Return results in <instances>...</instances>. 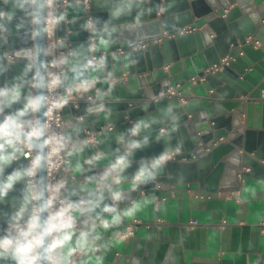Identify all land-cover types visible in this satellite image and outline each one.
<instances>
[{
  "label": "water",
  "instance_id": "1",
  "mask_svg": "<svg viewBox=\"0 0 264 264\" xmlns=\"http://www.w3.org/2000/svg\"><path fill=\"white\" fill-rule=\"evenodd\" d=\"M54 2L59 5L55 13L56 31L48 46L44 27L46 7H40L44 0H37L36 4L0 0V12L5 14L0 19L4 26L0 29V88L23 83L22 97L27 96L31 94L30 85L37 83V72L46 83V68L52 59L49 52L53 53L58 68L66 70L61 75L63 89L82 80L107 77L116 82L127 80L129 86L140 82L139 88L150 87L157 101L101 102L93 97V91H73L77 101L70 102L62 111L65 134L74 141L80 140L91 158L96 154L84 139L86 131L94 130L92 124L99 121L101 114L110 113L112 123L121 129L127 149L117 157L126 155L129 162L122 173V183L113 186L122 191L123 199L131 200L134 194L157 184L161 189H171L179 184L195 183L207 195L236 190L240 184L239 170L231 166L230 160L238 149L245 152L243 167L251 170L260 167L264 147L257 131L250 123L234 127L235 115L221 105L224 100L237 101L240 104L235 109L243 114L246 103L251 102L248 99L251 89L222 60L228 57L232 47L244 46L250 35L260 40L264 48V26L253 23L237 8L226 11L230 7L226 0H66V5L63 0ZM8 15L12 16L11 21ZM199 22L207 27L176 38L163 37L164 32L171 34ZM159 38L162 40L154 42ZM106 41L109 47L102 52L109 53L107 57L99 65L86 67L93 49ZM140 42L147 43L146 47L137 48ZM189 65L195 71L193 76ZM73 69L82 72L79 79ZM174 75L179 81L203 78L212 90L208 93L204 89L199 99L193 97L183 103L177 97L165 98ZM40 93L45 94V88H35V95ZM242 96L247 99L242 101ZM22 105L23 101L11 109L5 108L4 112L10 113ZM214 109L217 115L212 113ZM44 111L41 109L38 114L42 119H45ZM141 121L140 132L131 136L129 130ZM221 138L227 142H219ZM134 140L141 146L130 149ZM172 153L175 159L151 167L154 159ZM21 165H27L22 157L6 169V174ZM142 165L153 175L132 190V177ZM93 166L94 162L85 167ZM39 176H45V171ZM21 187L16 185L17 191L9 193L0 204V214L12 211L13 198L20 195ZM74 187H68L69 191ZM104 203L112 201L106 199ZM0 227H4L2 221Z\"/></svg>",
  "mask_w": 264,
  "mask_h": 264
},
{
  "label": "crops",
  "instance_id": "2",
  "mask_svg": "<svg viewBox=\"0 0 264 264\" xmlns=\"http://www.w3.org/2000/svg\"><path fill=\"white\" fill-rule=\"evenodd\" d=\"M226 1L230 4L226 11L237 8L253 23L264 26V0ZM192 27L205 28L207 24L199 22ZM247 39L257 40L252 35ZM108 47V41L97 45L92 56ZM228 57L234 58L228 65L239 73L243 81L248 82L251 89L248 99L251 102L246 103L243 114L235 109L240 104L237 101L224 100L221 105L235 115L234 127L250 123L264 147V48L262 45L255 48L253 44L246 43L244 46L232 47ZM189 70L191 76L195 75L191 65ZM164 71H167V67ZM198 79L197 83L179 81L174 75L169 89L177 88L186 99H199V93L204 89L208 93L212 89L203 78ZM74 85L78 86L79 83ZM88 85L87 91L77 92L93 91V97L101 102L155 99L150 87L139 88L140 82H133L129 86L127 80L116 82L107 77L88 81ZM68 88L63 89V95L76 102V94L69 92ZM240 99L244 101L247 98L242 96ZM212 113L217 115V110L214 109ZM110 124L114 130L105 129L99 143L93 147L98 159L92 168L85 167L88 164L86 161L91 159L88 151L84 146L79 151L80 140L71 139L77 151L71 155V162L65 171L68 177H74L68 187L83 183L87 177L98 176L122 150H127L121 129L112 123L109 112L101 114L99 121L93 123L92 127L97 130ZM219 142L227 141L221 138ZM244 153L238 149L234 159L230 160L231 166L243 174V180L238 175L240 184L236 190L207 195L195 183L179 184L171 189H161L160 184H157L154 188L134 194L131 200L119 201L117 207L121 213L133 203H139L141 208L107 230L98 227V250L74 255V264H264V232L260 227L264 222V160L259 161L258 169L251 170L242 165ZM77 164L82 167V171H75ZM105 216L110 219L107 214ZM134 219L141 222L134 236L119 239L118 233Z\"/></svg>",
  "mask_w": 264,
  "mask_h": 264
},
{
  "label": "clouds",
  "instance_id": "3",
  "mask_svg": "<svg viewBox=\"0 0 264 264\" xmlns=\"http://www.w3.org/2000/svg\"><path fill=\"white\" fill-rule=\"evenodd\" d=\"M24 2L36 4L37 0ZM51 3L52 0H44L40 7L50 6ZM4 16L0 12V19ZM7 19L11 21L12 16L8 15ZM35 22L39 23V20ZM3 27L0 24V29ZM88 66L93 65L90 62ZM73 71L79 79L82 72L77 69ZM35 79L37 83L32 85L35 88L54 91L63 84L59 76L45 83L39 72ZM23 87V83H13L11 87L5 85L0 88V204L5 202L9 193L17 191L16 185H22L20 195L13 198L12 211L0 214V221L4 224V227H0V261L5 264H74L72 258L77 252L88 254L98 250V227L107 230L119 224L123 217L132 216L140 210L139 203H133L123 213L117 207L124 197L122 191L113 186L122 183V173L129 162L126 155L119 156L102 174L87 177L71 191L66 181L52 183L47 176L52 158L61 152L71 156L77 149L75 145L69 149L71 137L55 132L49 122L38 114L41 109H46L43 117H49L68 101L65 98L50 99L43 93L22 97ZM88 87V81L82 80L78 86H71L67 90L87 91ZM22 101V107L5 114V108L11 109ZM29 116L31 118L26 119ZM142 124L143 121L134 125L129 130L130 135H138ZM143 126L147 127L146 124ZM140 146V142L134 140L129 148ZM82 150L83 145L79 148V151ZM21 157L29 158V163L13 168L6 174V169L19 162ZM97 159L93 157L86 163L92 164ZM167 159V154L161 155L152 161L151 167L154 169ZM41 171H45L46 175L39 176ZM75 171H82V167L77 164ZM152 175V171L142 165L132 177V190ZM65 192L69 194L65 195ZM106 199L113 203H104Z\"/></svg>",
  "mask_w": 264,
  "mask_h": 264
},
{
  "label": "built area",
  "instance_id": "4",
  "mask_svg": "<svg viewBox=\"0 0 264 264\" xmlns=\"http://www.w3.org/2000/svg\"><path fill=\"white\" fill-rule=\"evenodd\" d=\"M66 3H67L66 0H63V5H66ZM45 7H46L45 16H44L45 35H46V40L48 42V46H50L54 37H55V31H56V15H55V13H56V9L59 7V5H55L54 0H52L51 5L45 6ZM195 30H196V28H194L192 26L183 27L182 29H179L178 31L173 32L171 34L164 32L163 37L176 38L177 36H183V35H186L188 33H192ZM162 38L156 39V40H154V42H159L162 40ZM246 43L253 44V46L255 48H258L261 45L260 41H258V40L247 39ZM146 45H147V43H141V44H139V46L137 48H144V47H146ZM137 48H135V49H137ZM122 52H123L122 50L117 51L118 54H122ZM49 53H50L49 55L52 57V59L48 62V67L46 68V83L50 78L55 77V76H59L61 79V75L66 72V70L64 68H60V69L58 68V66L55 63V60L53 58V53L52 52H49ZM108 54L109 53L102 52L100 54L91 56L87 61L86 67H89L88 65L90 62L93 66L101 64L102 61L107 57ZM240 54H242V53H240ZM232 59H234V58L233 57H227L222 63L229 64V61ZM190 81L193 83H196L197 78L194 77ZM33 84L30 85L31 94L35 95V87L32 86ZM45 95H48L50 97V99H56V98L67 99L63 95V88L61 86L59 88L55 89L54 91L45 88ZM164 97L165 98L177 97L181 102L186 101V98L183 96V94L180 91L177 90V88L168 89V91L164 94ZM155 100L157 101V99H155ZM67 101H68V103L65 106H67L70 102H73V101H70L69 99H67ZM63 108L59 109V110H54L50 114L49 117H45V120H47L49 122V124L51 125V128L55 132L65 134L66 127L64 124L65 120H64V117L62 114ZM5 114H7V113L5 112ZM105 129L113 131L114 126L110 124L107 127H100L97 130L86 131V135H85L84 139L86 140V142L88 144L95 147L99 143V138L103 134ZM73 145H74V143L71 142L68 145L69 149L73 148ZM34 154L35 153H33V155ZM175 157H176L175 154L172 153L168 156V159H175ZM22 159L27 160V164L29 163V158L22 157ZM70 162H71V156H68L65 152H61L59 155L54 156L52 158V166L47 172L48 179L52 183H55L58 180L66 181L67 186H69L71 183H73L74 177L73 176L68 177L65 174L67 166L70 164ZM45 175H46V172H45ZM238 175L243 180V177H242L243 174H238ZM158 222L160 223L161 221H158ZM140 224H141V222L139 220L134 219L131 223H128L122 231H120L118 233L117 237L119 239H126V238H129L131 236H134L135 231H136L138 225H140ZM223 224L225 225L226 223L224 222ZM260 227H261V230L264 232V222L261 223ZM78 253L79 252H77L76 254H78ZM73 258H74V256H73Z\"/></svg>",
  "mask_w": 264,
  "mask_h": 264
}]
</instances>
